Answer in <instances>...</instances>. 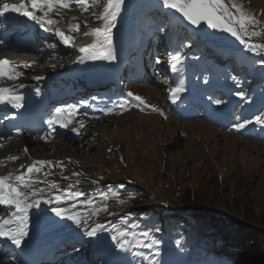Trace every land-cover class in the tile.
<instances>
[{
  "label": "rangeland",
  "instance_id": "rangeland-1",
  "mask_svg": "<svg viewBox=\"0 0 264 264\" xmlns=\"http://www.w3.org/2000/svg\"><path fill=\"white\" fill-rule=\"evenodd\" d=\"M235 2L260 22L257 26H249V31L264 33V23L261 22L264 19V0ZM225 3L231 7L232 0H225ZM102 6L101 3L85 12L79 5L73 4L70 9L61 11L64 15H70L69 17L75 16L80 24V31L75 32L78 37L74 42L82 38L96 22L92 12L101 11ZM138 13L141 14L138 22L144 25L146 34H143L148 42L143 63L151 72L147 78L138 81L123 69L122 76L115 83L102 87L103 102L107 104V108L113 109L111 114L79 111L73 117V123L56 136L50 133L54 128L30 134L10 130L13 134L4 135L0 139V160L6 161L0 166V170L26 163L28 155L24 149L32 146V157L63 162L62 178L67 174L70 179L60 177L53 180L60 189L82 192L85 195L81 199L94 198L97 208L107 205L108 210L92 216L88 226L97 223L104 225L105 230L97 236L102 234L110 239L111 247L107 251L109 258L91 262L87 254V241L91 237L83 234L84 229L78 228L71 221L56 217L51 212V208L56 206L55 202L38 212L43 222L41 224H48V228L58 232L61 237L66 236L61 234V229L66 232L74 231L68 234L69 237L72 236L73 245L65 249L63 261L69 260L77 264H149L150 261H159V264H185L176 246L162 242L159 245V256L154 255L155 248L135 247L131 252L116 249L111 239L116 235L114 229L124 230V219L128 224L132 223V218H125L132 212L140 219L142 214L138 213L143 211L152 212L153 215L166 213L168 216L178 217L183 214L209 215L257 230L262 229L258 225L247 224L240 208L244 206L245 209L251 208L256 212L261 210L264 214V128L255 123L246 124L239 130L235 126L254 120L256 115L264 113V91L250 89L251 68L245 64L246 58L256 57L258 63H255V67H264V54L257 55L248 51L230 33L209 28L204 23L199 27L189 24L174 10L164 8L162 0H125L118 18L132 15L133 18L129 20H136ZM185 23L188 24L187 28L184 27ZM200 33L209 36L212 48L210 43H205L204 46L199 44ZM191 36L197 40L192 41ZM251 42L264 43V34L252 37ZM186 47H189L188 51ZM197 51L205 56V60L198 57ZM177 53L181 55L182 64L178 65L177 72H173L169 59ZM74 54V47L59 48L54 41H46L37 49H22L13 45L5 53L0 51V55L26 60V63L31 64L32 70L38 71H44L50 65L71 62ZM226 54L231 60L230 70L224 67ZM242 72L246 73L245 82L243 78L239 79ZM180 79H183L186 91L192 95L208 94L212 99H223L225 103L215 105L211 102L208 107L201 105V99L194 100L193 103L182 99L185 104L181 101L173 103L169 89L175 87ZM210 81L213 83L210 84ZM238 91L246 94L244 100L235 95ZM128 92L141 96L148 106L133 107L138 102L129 97ZM82 98L83 95H79L69 103L75 104L74 100L81 102ZM125 102L127 111L119 107ZM82 103L84 106V102ZM149 106L160 111H153ZM217 106L227 111L224 122L212 119V110H216ZM81 120L85 126L80 128L78 135L72 128L78 127L77 121ZM7 137H12L13 145L5 143ZM24 137L29 139L27 146L23 143ZM9 156L23 157L7 161ZM57 172L61 174L62 169H57ZM73 172H81L83 175L72 177ZM128 178L142 187L130 185L127 183ZM77 179L80 183H75ZM123 185H127L131 191L127 188L121 190L119 187ZM189 186L197 187L200 195L205 191L209 197L217 193L222 200L220 199L216 209L210 210L206 206H199L200 209L196 207L194 197H191L189 204L174 198V194H177L179 197L183 195L184 200L187 199L185 193ZM52 191L59 194L54 189ZM110 191L119 192L120 196L101 198L102 192ZM158 199L161 202L163 200V203L168 202L174 211L163 207ZM118 200L126 203H119ZM203 202L207 203L205 200ZM72 203L79 205L78 200H65L61 206L70 207ZM77 211L86 213L90 209L78 207ZM137 231L144 230L139 226ZM68 236L66 238L70 239ZM0 264L21 263L13 255L0 249Z\"/></svg>",
  "mask_w": 264,
  "mask_h": 264
},
{
  "label": "snow or ice",
  "instance_id": "snow-or-ice-1",
  "mask_svg": "<svg viewBox=\"0 0 264 264\" xmlns=\"http://www.w3.org/2000/svg\"><path fill=\"white\" fill-rule=\"evenodd\" d=\"M102 3L101 11H93L92 16L101 21L99 27L91 28L86 31L84 35L93 37L91 43L79 47L78 51L82 56L77 57V61L83 63L85 60H106L109 62L116 60V52L113 47V33L112 29L115 27V21L121 14L122 6L125 0H20L18 4L9 3L8 0H0V17L6 13H17L21 16L27 17L29 20L35 21L45 31L50 30V26L57 23L52 18L53 14L59 15L62 10L70 9L73 4L79 5L85 12L90 8ZM162 6L166 9L174 10L179 14V17L186 20L189 24L199 27L202 23L207 24L209 28L220 30L230 33L233 37L244 44L248 51L253 54H264V43H252V37L261 36V31H249V26L259 25V20L256 17L246 12L242 5L232 0L231 7H229L225 0H162ZM234 10V11H233ZM40 13L37 15V13ZM87 26V21H85ZM80 31V24L75 23L69 26L68 32L61 28H55L54 34L65 45L74 46V37L69 35L71 32ZM171 55V54H170ZM159 63V60H157ZM171 69L173 72L178 71V65L182 64V58L179 53L171 55ZM21 66L14 64L8 59H0V82L3 80L15 81L18 80L24 73L20 70ZM23 68L31 67V64L25 63ZM182 70V69H181ZM37 80L43 77H34ZM207 83V81H205ZM26 87L24 84H19L13 87H0V104H10L13 108L19 109L24 106V97L17 93L16 88ZM39 89L36 92L39 93ZM171 93L172 102L175 103L180 96L186 91L183 79H180L175 87L169 89ZM127 95L138 103L133 104V107H140L145 105L144 99L128 92ZM241 100L246 98L243 91L235 93ZM211 99V98H210ZM211 102L215 105L224 104L223 99H212ZM126 103H121L119 107L127 111ZM148 106V105H145ZM153 111L159 112L160 110L154 106ZM141 110H143L141 108ZM105 115L111 114L112 108L100 109ZM76 114V106L68 105L67 108L58 107L55 109L53 115L46 121L50 127L59 125L62 128H68L73 123V116ZM78 127H73L72 131L79 135L80 128H83L84 121H77ZM255 123L264 128V113L256 115L254 120H248L244 123L237 124V130L242 129L246 124ZM46 139V138H44ZM28 149L25 148L24 152L27 153ZM7 161H15L19 159L16 156H9ZM5 160H0V166L5 164ZM59 166L62 169L63 175V162H53L50 160H33L29 165H21L24 169L18 174L9 172L6 175H0V205L6 206L10 211L6 217L0 218V237L10 240L14 245L20 247L24 238L28 235L27 224L29 220V213L31 209H39L41 203L52 204L55 202L56 206L51 208V212L56 217L71 221L78 228L84 229V235L88 237H96L99 232L105 230L103 224H95L88 226L89 219L99 214L106 212L107 205L101 208L95 207L94 198L81 199L84 193L79 191H70L68 189H60L55 182H50L48 177L53 175L50 169ZM83 173L73 172L72 177H80ZM64 179H70L64 176ZM102 179V178H101ZM43 183L48 185L51 189L56 190L59 194L54 197L45 198L44 189L38 186ZM75 183H80L77 179ZM96 183V181H92ZM70 187V186H69ZM102 199H107L109 195L119 197V192H102ZM134 199V196H130ZM65 200H78L77 203H72L70 207H63L62 202ZM119 203H126V201L118 200ZM78 207H86L90 209L86 213L77 211ZM113 215V213H109ZM131 215V214H127ZM126 224L124 230L114 229L116 235L111 237L115 243V248L122 252H131L135 247H145L148 249L155 248L154 255L159 256L160 241L151 238L149 231H140L137 229L139 225L136 223L128 224L126 219L122 220ZM155 231H160L155 228ZM142 238V239H141ZM150 242H145L149 241ZM149 264H159V261H150Z\"/></svg>",
  "mask_w": 264,
  "mask_h": 264
},
{
  "label": "trees",
  "instance_id": "trees-1",
  "mask_svg": "<svg viewBox=\"0 0 264 264\" xmlns=\"http://www.w3.org/2000/svg\"><path fill=\"white\" fill-rule=\"evenodd\" d=\"M261 22L264 23V19ZM191 40H195V37H192ZM188 50L189 47H186V51ZM196 54L199 58L205 60V56L199 51ZM228 56L226 54L225 59L227 60L224 67L230 70L231 60L228 59ZM241 57L245 58L244 55ZM212 61L215 62V60ZM255 63H258L256 57L246 58L245 64L250 66L252 74L250 89L263 92L264 67H255ZM245 75L246 73L242 72L239 74V79L243 78L245 82L247 79ZM119 188L121 190L127 188L131 191L127 185ZM186 190L185 196H187V199L184 200L183 195L179 197L177 194H174V198L189 204L191 197H194L196 207L206 206L210 210L216 209L222 200L217 193H213L212 197L208 196L207 191L200 195L197 187L189 186ZM193 194L194 196H192ZM209 200L212 201L208 203ZM239 208L236 206V209L239 210ZM240 209L243 216L246 217L245 222L247 224L258 225L262 229L257 230L235 221L219 219L209 215L183 214L178 217L168 216L166 213L153 215L152 212L143 211L138 213L139 215L142 214L141 219L135 217V212L126 215L125 218H132L134 220L132 223L138 224L140 229L144 231H149L151 238L167 245L176 246L181 252L185 264H210L212 262L215 264H264V214L261 210L256 212L251 208L250 210L249 208L245 209L244 206H241ZM155 228H159L160 231H155ZM231 246H234V248H231Z\"/></svg>",
  "mask_w": 264,
  "mask_h": 264
},
{
  "label": "bare ground",
  "instance_id": "bare-ground-1",
  "mask_svg": "<svg viewBox=\"0 0 264 264\" xmlns=\"http://www.w3.org/2000/svg\"><path fill=\"white\" fill-rule=\"evenodd\" d=\"M69 16L70 15H64L62 12L59 15L53 14L52 18L57 21V23L54 26H57V27L61 28L65 32H68L69 26L72 25V24L77 23V19H76L75 16H72V17H69ZM117 19L115 21V27L112 29V33H113V47L114 48H120L121 51L124 53V51L127 50L128 46L133 47L135 45V43H136L135 41L137 39H139L140 37L138 36V33H135L136 34L135 36H137V37H135V36H132V37H123V35H122L121 31H120L121 30V23H122L121 21L122 20L121 21L120 20L118 21ZM100 25H101V21L96 20V22H94V24L91 26V28L99 27ZM68 34L69 35H72L74 37V39H76L78 37V34L75 33V32H71V33H68ZM53 40H57L58 47L60 48L61 46L59 45V39H55L54 38ZM92 40H93V37L84 35L82 38H80L79 40H77V41L74 42V46L73 45H70V48L71 47H74V49H75V54L72 57L71 62H68V63L65 62V64H60V65H50V66L47 67L48 69H45L44 71H38V69H33L32 70L31 67H29V68H23L22 65L25 64L26 61L25 60L21 61V60H18L17 59V65L18 66H21L20 67V70L24 74L18 80H16L15 82H21V81H25L26 80V81L30 82V84H32L33 82L34 83L37 82L36 81L37 79H35L34 77H37V76L43 77L45 75L48 76L45 79H43L41 81H38L39 83H42V85L44 86V91H43L44 98L46 100H48V98H49V96H50L51 93L55 92L56 90H59V85H60L61 82L57 80L58 77H64V76H66L68 74H71L74 71H85L86 70L85 67L82 66V63H80V62L77 61V57L83 55L82 53H80L78 51V49L81 46H84V45H87V44L91 43ZM3 44L6 45L7 47H11V46L13 47V43L11 41H9L7 43L5 42ZM47 52H50V51H47ZM37 57L38 56H35V58H37ZM43 68H41V69H43ZM110 73H113L115 76L121 77V73H119V68L113 67L111 69ZM212 83L213 82L210 81V84H212ZM64 85H67L68 86V88L66 90H62L64 93H68L69 90L70 89H73V86H75V84L72 83V82H67ZM186 95H188V97H189L191 94H188L185 91L180 96V98L177 101L179 102V101H181V99L182 100L185 99V96ZM97 97H99V96H97ZM87 98L88 97H85V99L82 100V101L90 102V100L87 99ZM102 99H103L102 97L101 98H97L98 101L95 103L96 107H94V109H98V107L99 108L102 107V105H98L99 104L98 102H101L99 100H102ZM52 105H55V104H52ZM67 106L68 105H62L61 107L62 108H67ZM86 106H89V105H86ZM77 108L78 107L76 106V109ZM218 110H219V108H217L216 110L213 109L212 110L213 114L215 115V113H217ZM57 126L58 125H56L55 127H57ZM4 133L9 135L11 132H10V130H6ZM4 133L3 134L0 133V138H2L3 135H5ZM51 134L52 135L57 134V131H54ZM6 139H7V142H5V143L7 145L8 144L13 145L14 141H13L12 137H10V138L7 137ZM23 141H24L23 142L24 145L27 146L28 143H29V139L26 138V137H24L23 138ZM27 149L29 151V156H30V154H33L31 152L32 146L31 147H28ZM1 152L2 151L0 150V153ZM20 157H23V156H19V158ZM33 159H34V157H33ZM30 160H32V159H30ZM27 161H29V158H27ZM27 161H26V163H27ZM50 161H53V159L50 160ZM53 162L55 163V161H53ZM59 168L60 167L57 166V167H53V168H50V169H46V170L51 171L53 173V175H51V176L48 177V179H49L50 182H54L53 180L59 179L60 177L62 178V175L57 172V169L59 170ZM15 170H23V169L21 168V165H18L17 167H15ZM65 176H67V174ZM38 187L41 188V189H44V196H45V198L54 197L55 195H57V193L53 192L52 189L48 185H46V184L41 183ZM158 200H159V202H161V199H158ZM38 212L39 211H37L36 209H31L30 210L29 220H28V224H27L28 235L24 238V240L31 239V238L35 237L36 235L45 234L46 232H49L50 231V229L47 226L48 224H44V225L41 224L43 222L41 221V217H40V215H39ZM73 232L74 231H67L66 232L65 229H61V234H66V236H68V234H71ZM75 234L77 235L76 232H75ZM93 238L95 240H99L101 242H106L105 243V249H106V253H107V251L110 249V246H109L110 239L108 238V236L106 237L105 235L99 234L98 236L93 237ZM5 252H6V250H5ZM105 257L109 258L108 255H106Z\"/></svg>",
  "mask_w": 264,
  "mask_h": 264
}]
</instances>
